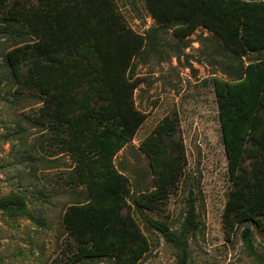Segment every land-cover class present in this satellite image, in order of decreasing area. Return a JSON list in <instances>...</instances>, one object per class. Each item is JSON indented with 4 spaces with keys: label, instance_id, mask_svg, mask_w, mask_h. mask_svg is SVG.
<instances>
[{
    "label": "trees",
    "instance_id": "16d2710c",
    "mask_svg": "<svg viewBox=\"0 0 264 264\" xmlns=\"http://www.w3.org/2000/svg\"><path fill=\"white\" fill-rule=\"evenodd\" d=\"M39 2L26 19L36 39L13 44L4 59L18 83L17 91L31 89L41 95L43 119L64 134L65 151L73 160L71 180L85 187V200L68 205L62 215V225L76 244L73 260L109 257L114 264H136L149 243L130 213L123 212L130 205V187L114 158L145 119L135 104L134 90L140 81L131 65L146 41L120 22L112 0ZM5 3L0 0V22L24 25L22 15L6 9ZM145 3L158 27L171 28L176 37L184 38L202 26L220 39L235 61L228 77H212L231 181L221 215L223 233L231 240L236 225L243 222L264 230V57L242 60L247 52L264 49V1ZM21 28L7 26L4 32L21 37ZM176 131L177 119L164 116L140 140L152 185L138 192L133 200L137 206L158 208L176 187L185 162ZM0 208L25 210V203L5 195L0 197ZM147 223L179 249L176 264H188L186 236L199 227L194 199L186 202L181 235L162 222ZM241 237L254 253L249 225L242 228Z\"/></svg>",
    "mask_w": 264,
    "mask_h": 264
},
{
    "label": "rangeland",
    "instance_id": "374dc122",
    "mask_svg": "<svg viewBox=\"0 0 264 264\" xmlns=\"http://www.w3.org/2000/svg\"><path fill=\"white\" fill-rule=\"evenodd\" d=\"M5 2L6 9H16L22 15L24 25L0 22V197L21 198L25 210L0 208V264H114L109 257L73 260L76 244L62 225V215L68 205L85 200V187L71 180L73 160L65 151L64 134L55 132L43 119L41 95L37 90L17 91L18 83L4 59L13 44L36 39L29 33L26 19L33 16L40 2ZM112 2L120 22L146 41L131 65L140 81L134 90L135 104L145 119L114 158L130 187V205L123 212L130 213L149 243L136 264H176L179 249L147 220L162 222L181 235L189 197L194 199L199 227L186 236L188 264H264V230L243 222L236 225L231 240H226L222 227L231 181L212 77L230 75L235 66L231 54L202 26L184 38L176 37L171 28L158 27L145 0ZM7 26H23L24 32L21 37H11L4 32ZM261 57L264 49L249 51L242 60ZM227 62L232 65L224 67ZM164 116L177 119L175 137L182 141L185 162L167 198L158 208L146 209L133 201L138 192L152 185L148 159L138 146ZM245 225L252 228L254 253L241 237Z\"/></svg>",
    "mask_w": 264,
    "mask_h": 264
}]
</instances>
